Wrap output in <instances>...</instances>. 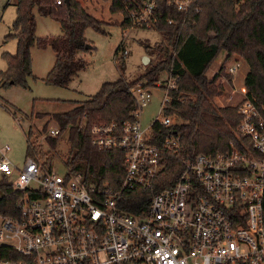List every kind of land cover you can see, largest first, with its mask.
<instances>
[{"label":"built area","instance_id":"obj_1","mask_svg":"<svg viewBox=\"0 0 264 264\" xmlns=\"http://www.w3.org/2000/svg\"><path fill=\"white\" fill-rule=\"evenodd\" d=\"M156 1L144 0L130 12L131 24L155 27ZM160 1L183 16L201 10L198 0ZM128 88L137 103L135 119L92 127L97 149L123 152L125 169L116 185L88 183L66 166L59 174L32 156L17 168L5 156L9 146L0 148V180L16 196L14 213H0V264H264V114L243 97L239 144L182 158L175 182L131 213L124 208L128 194L150 188L182 145L177 133L152 141L153 124L177 123L164 114L176 79L166 76L153 87L164 94L160 117L148 127L137 116L152 87L138 81ZM59 133L50 127L47 135Z\"/></svg>","mask_w":264,"mask_h":264},{"label":"trees","instance_id":"obj_2","mask_svg":"<svg viewBox=\"0 0 264 264\" xmlns=\"http://www.w3.org/2000/svg\"><path fill=\"white\" fill-rule=\"evenodd\" d=\"M111 13L123 14L119 25L133 27L129 13L141 6L144 0H109ZM15 17L11 33L5 39H16V52L3 53L6 68L0 71V86H27L32 74L31 48L45 49L50 46L54 63L43 78L46 84L67 87L74 76L85 69L87 62L80 53L93 49L85 38L88 26L104 32L99 19L89 14L79 0H11ZM11 2L7 3L10 4ZM200 12L183 16L182 13L156 1L155 29L163 40L156 50L146 46L148 54L156 53L140 79L127 82L119 77L104 82L88 99L76 102L65 112L53 113L52 118L60 128L56 137L45 136L50 149L55 148L58 137L67 130L69 143L64 161L72 172H80L88 183L116 185L124 173L121 150H99L93 143L94 125L120 123L135 119L137 103L129 86L138 81L156 87L161 74L176 79V88L171 89V99L165 106V115H174L175 125L165 127L158 123L152 127V141L173 133L180 136L182 150L177 156H168V165L161 171L153 185L146 190L128 194L125 209L137 213L147 206L150 197L158 190L171 186L181 173V159L195 154H215L227 151L231 145L239 144L237 125L238 106H217L213 99L222 94V85L216 83L218 75L208 79L207 68L223 52L228 59L237 54L248 65L244 77V100L250 101L264 114V0H198ZM37 14L50 17L60 24L61 32L55 36L37 37ZM171 19L172 23H167ZM144 28V27H141ZM117 54V52H116ZM118 63V62H117ZM46 125L43 126L45 131ZM32 129L26 135V156L36 158L39 146L32 142ZM44 163V162H43ZM49 163H45V166ZM11 186L0 180V213H14L15 194ZM264 209V197H263Z\"/></svg>","mask_w":264,"mask_h":264},{"label":"rangeland","instance_id":"obj_3","mask_svg":"<svg viewBox=\"0 0 264 264\" xmlns=\"http://www.w3.org/2000/svg\"><path fill=\"white\" fill-rule=\"evenodd\" d=\"M105 1L108 0H99L101 2V8H98L100 10L97 13L99 18L95 17V13L92 14L104 23L102 26L104 32L91 26L85 29L84 36L93 49L80 53L87 66L74 76L67 87L52 86L43 80L53 64L54 53L50 46L45 49L36 46L31 48L33 77L28 78L27 86L12 85L6 88L0 86V148L9 146L5 156L17 168H21L25 161L26 135L29 129H32L31 140L39 146L40 153L35 159L44 164L49 163L45 167L63 174L66 171L64 161L69 148L67 130L60 134L55 148L50 149L45 142L48 129L58 127L52 114L69 110L73 107L74 101L79 103L88 99L104 82L115 81L121 76L127 82L140 79L147 66L157 59L156 53L151 55L147 53L146 46L156 50L157 45L163 40L162 33L154 27L122 28L119 23L124 15L104 9ZM0 4L3 7L0 11V71H2L6 68L3 53L14 54L17 43L14 38L5 39L11 33L15 8L12 2L7 5L5 1L0 0ZM34 13L37 37L55 36L60 33V24L57 21L37 14L36 9ZM123 49L128 52L125 56L121 55ZM145 56L148 57L146 63ZM236 62H239L238 68L233 74H228L226 67ZM247 71L248 65L237 54H232L226 59L221 52L214 59L205 75L208 79L215 74L218 75L216 83L222 85V94L213 99L215 105L239 106L243 102L244 77ZM165 77V74H161L159 81ZM150 92L149 101L142 106L137 116L142 127H148L153 120L160 117L164 91L152 87ZM44 125L45 131L42 130Z\"/></svg>","mask_w":264,"mask_h":264},{"label":"crops","instance_id":"obj_4","mask_svg":"<svg viewBox=\"0 0 264 264\" xmlns=\"http://www.w3.org/2000/svg\"><path fill=\"white\" fill-rule=\"evenodd\" d=\"M80 2H81V4H82V6L86 9V11L89 13V14H94L95 15V17H98V10H100V9H98V8H101L100 6V3L101 2H99V0H79ZM100 1H102V0H100ZM106 5L104 6V9H106L107 8V10H109V6H110V1L108 0V1H105L104 2ZM93 16V15H92ZM99 18V17H98ZM60 32H61V29H60ZM54 59H55V57H54ZM54 59H53V63H54ZM53 65V64H52ZM52 65H51V67H52ZM51 67L49 68V70L51 69ZM244 91H245V89H244ZM245 93H243V95H244ZM76 102L77 101H74L73 102V107L76 105ZM72 103V102H71ZM71 109V108H70Z\"/></svg>","mask_w":264,"mask_h":264},{"label":"water","instance_id":"obj_5","mask_svg":"<svg viewBox=\"0 0 264 264\" xmlns=\"http://www.w3.org/2000/svg\"><path fill=\"white\" fill-rule=\"evenodd\" d=\"M64 2H65V4H66V6L69 7L70 0H64ZM144 59H145V63H146V62L148 61V57L145 56Z\"/></svg>","mask_w":264,"mask_h":264}]
</instances>
